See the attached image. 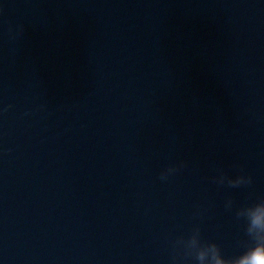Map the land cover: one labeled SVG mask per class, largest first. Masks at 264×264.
<instances>
[{"label":"water","instance_id":"95a60500","mask_svg":"<svg viewBox=\"0 0 264 264\" xmlns=\"http://www.w3.org/2000/svg\"><path fill=\"white\" fill-rule=\"evenodd\" d=\"M257 205L264 0H0V264L233 257Z\"/></svg>","mask_w":264,"mask_h":264},{"label":"clouds","instance_id":"9594fccd","mask_svg":"<svg viewBox=\"0 0 264 264\" xmlns=\"http://www.w3.org/2000/svg\"><path fill=\"white\" fill-rule=\"evenodd\" d=\"M177 170L176 167H169L161 173L160 178L166 180L170 174ZM237 217H240L239 213H237ZM254 228L264 230V209H261L258 205L253 208L249 216V226L246 229L247 235H252ZM259 239H264V237H258ZM197 260L200 264H264V243L257 242L254 247L246 248L243 253L233 257H225L216 243H210L208 244V252L201 251L197 255Z\"/></svg>","mask_w":264,"mask_h":264}]
</instances>
